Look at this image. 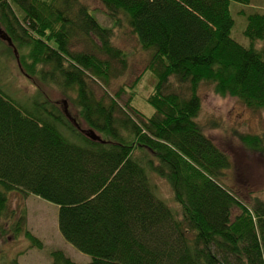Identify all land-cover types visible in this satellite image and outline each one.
I'll return each instance as SVG.
<instances>
[{
    "label": "trees",
    "instance_id": "obj_1",
    "mask_svg": "<svg viewBox=\"0 0 264 264\" xmlns=\"http://www.w3.org/2000/svg\"><path fill=\"white\" fill-rule=\"evenodd\" d=\"M99 1L110 26L82 0H0V53L37 87L23 102L0 89V239L42 247L11 207L19 192L59 207L60 233L87 264H264V191L247 201L224 182L232 161L198 122L203 86L264 110V13L246 15V47L230 7L252 0ZM123 28L150 54V118L133 106L141 76L121 83ZM241 141L264 154V134Z\"/></svg>",
    "mask_w": 264,
    "mask_h": 264
},
{
    "label": "rangeland",
    "instance_id": "obj_2",
    "mask_svg": "<svg viewBox=\"0 0 264 264\" xmlns=\"http://www.w3.org/2000/svg\"><path fill=\"white\" fill-rule=\"evenodd\" d=\"M82 2L95 11L101 23L110 26L105 9L99 0H82ZM230 8L235 20L232 37L247 47L250 41L244 37L247 27L246 15L255 12L264 13V0H252L248 6L232 2ZM116 44L130 56V69L121 83L134 85L141 76L135 87L136 97L133 106L150 118L155 114V109L147 99L153 93L156 84L154 74L149 70L146 71L150 54L141 49L138 40L128 28L119 31ZM255 47L261 49L262 43L257 42ZM0 89L14 100L22 102L37 90L33 82L20 73L16 60L6 51L0 53ZM46 90L53 101H61L60 91L55 88H46ZM201 98L202 109L198 122L205 133L229 155L232 161V168L227 172L224 182L231 189L238 191L247 201L261 196L264 191V154L248 149L242 143L241 137L264 134V110L249 109L233 97L217 94L212 86L202 87ZM63 101L66 102V99ZM224 182L222 184L227 186ZM156 184L158 196L169 205H173V195L169 186L163 180L156 181ZM10 199L13 209L26 210L27 228L41 241L42 247L41 249L31 247V243L24 237L15 240L10 237L11 234H8V239H0V264L2 261L9 264L13 259H17L19 264H53L52 253L56 251L63 252L76 263L91 262L90 256L78 251L61 235L57 205L33 194L24 197L19 192L11 194Z\"/></svg>",
    "mask_w": 264,
    "mask_h": 264
},
{
    "label": "water",
    "instance_id": "obj_3",
    "mask_svg": "<svg viewBox=\"0 0 264 264\" xmlns=\"http://www.w3.org/2000/svg\"><path fill=\"white\" fill-rule=\"evenodd\" d=\"M90 135H91L92 140H99L100 141V138L95 133L91 132Z\"/></svg>",
    "mask_w": 264,
    "mask_h": 264
}]
</instances>
